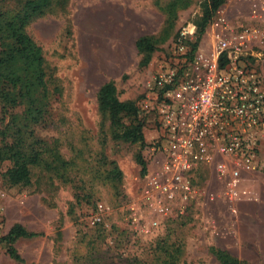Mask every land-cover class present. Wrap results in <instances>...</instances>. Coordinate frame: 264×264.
Returning a JSON list of instances; mask_svg holds the SVG:
<instances>
[{"label":"rangeland","instance_id":"rangeland-1","mask_svg":"<svg viewBox=\"0 0 264 264\" xmlns=\"http://www.w3.org/2000/svg\"><path fill=\"white\" fill-rule=\"evenodd\" d=\"M171 1L54 0L28 26L43 47L52 88L59 85L62 92L52 96L38 123L23 117L24 106L8 111L0 100V147L21 138L26 151L42 152L41 162L30 167V184L8 182L3 174L12 163L0 161L2 236L17 223L37 234L14 243L19 259L0 241V264H155L177 246L178 264H220L212 246L248 264H264V170L236 180L221 177L214 165H201L191 172V191L169 197L153 181L166 178L154 149L153 115L140 110L147 141L142 148L114 139L98 110V90L109 80L121 100L140 108L157 67L171 56V41L183 27L196 25L202 0H180L168 41L140 67L136 39L167 28ZM23 4L0 0V11L17 13ZM218 15L234 40L247 30L238 62L256 70L264 86V0H226L212 21ZM212 21L198 45L205 55L218 30ZM15 114L21 115L18 123ZM260 146L264 160V138ZM140 153L148 162L144 175ZM114 166L122 171L120 179Z\"/></svg>","mask_w":264,"mask_h":264},{"label":"built area","instance_id":"built-area-1","mask_svg":"<svg viewBox=\"0 0 264 264\" xmlns=\"http://www.w3.org/2000/svg\"><path fill=\"white\" fill-rule=\"evenodd\" d=\"M191 26L171 41V56L157 67L140 104L155 118L154 149L166 173L162 183L153 181L169 197L190 192L191 172L201 165H214L221 177L236 180L264 170V86L256 70L238 62L247 30L234 40L218 15L212 21L218 29L214 48L205 55L191 54L197 28ZM3 217L0 204V236Z\"/></svg>","mask_w":264,"mask_h":264},{"label":"trees","instance_id":"trees-1","mask_svg":"<svg viewBox=\"0 0 264 264\" xmlns=\"http://www.w3.org/2000/svg\"><path fill=\"white\" fill-rule=\"evenodd\" d=\"M179 2L180 0L171 1L166 9L167 28L159 34H144L136 39L135 45L141 55L140 67L148 66L154 53L168 41L171 35L170 28H173L177 20ZM53 3L54 0H24L17 13L0 11V100L3 108L8 111L24 106L23 117L34 123L42 120L50 110L52 96H58L62 92L59 85L52 88V75L47 70L43 47L28 31V26L33 20L43 16ZM225 3L226 0H202V12L195 19L196 39L191 43V54L198 48L200 39L206 33L213 16ZM97 103L102 118L110 122L114 139L138 143L142 148L147 146L144 115L135 101L120 99L113 80L106 81L100 86ZM20 116L15 114L14 120ZM20 132V124H17L15 133ZM41 153L35 148L26 151L21 138L0 147V161L9 160L12 163L3 174L4 178L12 184H30V167L41 162ZM53 155L56 161H60L61 156L57 150ZM137 161L142 166V174H146L148 162L142 153L137 155ZM112 173L115 178L122 177V171L117 166H114ZM35 235L37 234L29 232L23 224L17 223L7 234L0 236V241L6 244L11 256L19 259L14 243L20 238ZM180 247L168 251L169 257H165L162 263L157 261L155 264H178L177 253L181 252ZM210 249L220 264H248L223 248L212 246Z\"/></svg>","mask_w":264,"mask_h":264},{"label":"crops","instance_id":"crops-1","mask_svg":"<svg viewBox=\"0 0 264 264\" xmlns=\"http://www.w3.org/2000/svg\"><path fill=\"white\" fill-rule=\"evenodd\" d=\"M199 48L196 49L197 52H202V49H204L202 46H198ZM144 133H145V137H146V132H145V128H144Z\"/></svg>","mask_w":264,"mask_h":264}]
</instances>
